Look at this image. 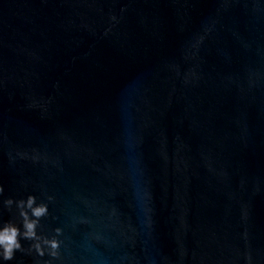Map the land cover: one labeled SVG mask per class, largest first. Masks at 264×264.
<instances>
[{"label": "water", "instance_id": "water-1", "mask_svg": "<svg viewBox=\"0 0 264 264\" xmlns=\"http://www.w3.org/2000/svg\"><path fill=\"white\" fill-rule=\"evenodd\" d=\"M21 212L0 264H264V0H0Z\"/></svg>", "mask_w": 264, "mask_h": 264}, {"label": "clouds", "instance_id": "clouds-1", "mask_svg": "<svg viewBox=\"0 0 264 264\" xmlns=\"http://www.w3.org/2000/svg\"><path fill=\"white\" fill-rule=\"evenodd\" d=\"M32 205V198L30 197L28 200V206L31 207ZM32 215L33 216H40L44 213L45 208L43 207H36L32 208ZM21 215L24 218L23 227L26 229L23 232L14 226L6 224L4 227L0 228V249H2V256L4 260H11L13 259V254L15 250L21 249L20 240L18 236L22 239L25 237H32L35 235L34 229V221L30 222L28 218V214L25 212H21ZM53 247L55 245L53 244ZM39 248V245H37Z\"/></svg>", "mask_w": 264, "mask_h": 264}]
</instances>
